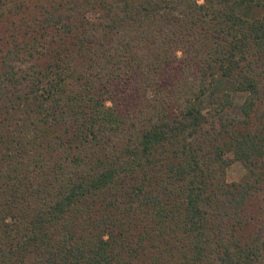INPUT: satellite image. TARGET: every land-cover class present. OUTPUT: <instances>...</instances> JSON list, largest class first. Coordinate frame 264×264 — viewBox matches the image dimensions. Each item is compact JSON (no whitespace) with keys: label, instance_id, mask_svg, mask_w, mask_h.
<instances>
[{"label":"trees","instance_id":"obj_1","mask_svg":"<svg viewBox=\"0 0 264 264\" xmlns=\"http://www.w3.org/2000/svg\"><path fill=\"white\" fill-rule=\"evenodd\" d=\"M0 264H264V0H0Z\"/></svg>","mask_w":264,"mask_h":264},{"label":"rangeland","instance_id":"obj_2","mask_svg":"<svg viewBox=\"0 0 264 264\" xmlns=\"http://www.w3.org/2000/svg\"><path fill=\"white\" fill-rule=\"evenodd\" d=\"M214 93H230L233 99V110L235 113H240V107L244 102L247 93L238 91L235 88V82L230 79H219L214 84ZM110 104V103H109ZM229 157H232V154H228ZM249 178V172L244 164L240 161L233 162L227 170V179L229 182L236 181L244 183Z\"/></svg>","mask_w":264,"mask_h":264}]
</instances>
